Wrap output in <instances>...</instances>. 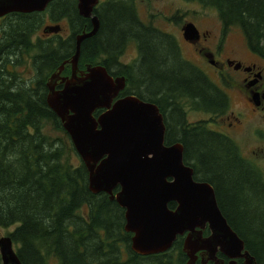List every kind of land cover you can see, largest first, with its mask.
Wrapping results in <instances>:
<instances>
[{"label": "trees", "instance_id": "obj_1", "mask_svg": "<svg viewBox=\"0 0 264 264\" xmlns=\"http://www.w3.org/2000/svg\"><path fill=\"white\" fill-rule=\"evenodd\" d=\"M185 1L214 9L222 37L230 27L239 28L248 50L264 60V0ZM101 2L93 8L99 17L98 30L81 41L79 65H104L130 76L131 85L135 75L140 77L136 94L157 103L165 114V144L182 143L184 163L193 168V178L216 187L219 207L232 225V217L249 225L252 241L248 247L257 264H264L260 193L246 183L243 194L252 202L232 203L231 188L236 184L230 145L220 144L215 136L219 133L201 121L186 123L187 103L194 111L213 114L227 107L220 85L180 56L172 36L152 21L144 22L135 0ZM49 4L54 22L65 18L70 23L66 41L31 39V25L41 13L19 16L0 36V226L7 229L22 264H152L150 256L158 255H141L131 249L132 233L123 227L124 208L107 193L89 190L85 164L82 160L72 162L71 154L76 155L72 142L68 139V145L63 138L50 137L44 131L49 124L69 136L47 105L44 80L73 53L75 35L92 27L89 18L78 14L76 0ZM110 12L114 13L111 18ZM128 48L137 49L138 58L127 65L119 58ZM173 55L180 57V67ZM29 69L34 77L25 72ZM147 90L154 95L147 92L152 99L144 96L142 91Z\"/></svg>", "mask_w": 264, "mask_h": 264}, {"label": "water", "instance_id": "obj_2", "mask_svg": "<svg viewBox=\"0 0 264 264\" xmlns=\"http://www.w3.org/2000/svg\"><path fill=\"white\" fill-rule=\"evenodd\" d=\"M47 1L0 0V16L17 11L40 12L47 7ZM98 2L77 0L78 14L89 18L92 27L74 37L75 53L70 58L72 74L77 70L81 41L98 30L99 18L93 13ZM58 30L60 24L46 25L43 29L44 32ZM181 32L187 41L198 40L200 36L199 29L190 21L183 24ZM206 57L209 63H214L212 53H207ZM228 64H233V69L241 66L240 62L234 61ZM60 67L64 68L63 62L56 69L58 71H53L47 78V105L62 121L76 153L87 168L89 190L107 193L124 208L123 227L132 233L131 249L141 255L164 252L177 235L209 222L212 234L207 240L203 241L198 234L193 243L184 244L191 257L199 242L206 249L219 245L223 251L240 252L241 240L218 207L213 188L195 180L193 168L183 162L182 143L164 144L165 124L158 106L135 96H126L115 101L111 110L94 117L93 110L103 105L100 100L111 102L123 86V78L116 79L117 85L112 87L113 79L105 67L88 65L79 86L71 79L63 90L56 91L53 86ZM77 91L82 95L78 103L75 101ZM170 201L177 204L174 210L168 208ZM210 251V254L215 253ZM231 256H242L245 264H257L255 256L248 251ZM0 259L1 264H22L7 235L0 236ZM192 261L186 264H192Z\"/></svg>", "mask_w": 264, "mask_h": 264}, {"label": "flooded vegetation", "instance_id": "obj_3", "mask_svg": "<svg viewBox=\"0 0 264 264\" xmlns=\"http://www.w3.org/2000/svg\"><path fill=\"white\" fill-rule=\"evenodd\" d=\"M76 4H77V1H76ZM39 13H42V12H36V11L9 12L7 14L5 13L4 15L0 16V19L1 20L6 19L7 17L12 16L11 14H15L17 16L30 14L31 16H34ZM55 24H59V23L53 22V23H49L48 25H55ZM202 33H205V32L200 31V36L197 41H199L201 37L208 36L207 34L203 36ZM50 34H53V33H50ZM182 41L184 42V39ZM189 43L193 45L195 43V40L189 41ZM135 50L138 55V50L137 49ZM199 51L200 50H198V52ZM201 53L206 56V54L209 52L201 51ZM173 57L177 58V60L176 59L175 60L180 62L178 60L180 59V57H177L174 55ZM213 57H215L214 54H213ZM213 59H214L213 64L209 63V61L208 63L213 67L212 68L213 70L212 69L210 70L212 75L216 74V78H214V82L218 85L225 84L224 86L228 87V91L231 94L229 95L231 99L239 98L243 100V103L247 105V107H249L250 109V116L262 115V114L264 115V68L254 63L253 61L245 63L243 61H240L238 59H232L230 57H225L224 60H217L216 57ZM68 61L69 59H65L63 61V65H66ZM229 61L240 62L241 66L238 69H233V64L229 65L228 64ZM94 65H100V64H94ZM102 66L105 67L108 75L113 79V81L111 82L113 84L112 87L117 85L116 79L118 78H123V86L120 89H118L116 95L112 98L111 102L109 100H106V101L100 100L103 103V105H99L93 110L92 114L94 117H98L102 112L111 110L114 102L117 101L118 99L124 98L126 96H135V97L140 98L136 94V90L138 89L137 87L139 86L140 77L137 79H134V85H131L133 87L132 88L130 87V84H129L131 80L130 76H127L124 73H117L116 71H113L104 65ZM197 67L199 68V66ZM228 67L230 69L236 70L235 72L240 73L241 76H239L237 79L238 81L241 82V85L239 88L237 87L239 86V84L237 83V80H235V78H231V79L229 78V80L226 78L227 76L226 74L228 73V71L224 69ZM60 68H61V71L59 73V76L55 84L58 82V85L65 86L66 84L71 83V79L73 80V83L76 86H79L83 82L82 79L85 75V71H86L85 69H81L77 67V70H74V74H72V71H71L70 76L65 77L64 74H61V72L63 71V67H60ZM203 72L206 74L207 71L206 72L203 71ZM52 73L53 72H51V74ZM51 74H49V77L51 76ZM127 83L129 84V88H127ZM46 86H47V82H46ZM218 88L220 89V91L224 93L225 99L227 98L228 100L229 97L227 96V93L224 91V88L221 85ZM47 92H48V88H47ZM102 92H104L103 89H102ZM149 99H152V98H149ZM218 99L219 101H222L221 98H218ZM144 101H147L149 103H154L157 105V103L149 101L148 99H145ZM229 103H230V100H229ZM220 113L222 114L221 110H220ZM220 113H215V114L221 115ZM161 114L163 116V121H164V115L162 112ZM235 121L236 122L230 121L226 123V126L229 125L231 129L224 126L225 124L224 121H218L217 124H212L210 128V130H213L219 133L218 135H215V136L218 138L220 144H222L225 147H229L230 145V150H229V153L231 156L230 167H233L235 169V173L233 171L232 176L236 184V187L234 186L231 188V191L233 192L230 193V196H231L230 200L234 204L251 203L252 201L248 199L247 196H244L243 194V190H245L246 188L245 184L249 183L251 187L255 189V191L260 193V195H258L259 200L264 205V118L257 120V119H252V118L251 119H240L239 117H236ZM249 121L251 123L246 124V122H249ZM253 121L255 122L252 123ZM60 123H61L62 128L64 129L61 120H60ZM165 129H166V126H165ZM230 132H232L233 134H231ZM248 132H250V134ZM244 133H247L249 136H252L253 139H256L257 141L262 142L263 145L262 144L252 145L250 141L247 143H244L242 140L239 141L238 139L234 138V137H241ZM219 135H221L222 137L219 138ZM164 144H165V137H164ZM201 182H205L213 188L215 198L218 204L216 187L208 181L203 180ZM176 206L177 204L174 201L168 202L169 209L174 210ZM218 207H219V204H218ZM247 218H248V215L245 214L244 220H246ZM226 220H227V223L230 225V228L237 234L238 238L241 240L242 249L240 252L234 249H231V250L226 249L223 251L221 250V246L219 245L214 248L209 246L208 249H206L205 245H201V243L199 242L198 246H195L196 250L194 251L191 257L185 251L187 249L185 248L184 244L187 245L188 243H193L195 239L198 237V234H200V238L203 241L207 240V238H209V236L212 234V229L210 227L209 222H203L201 227L195 226V228L192 231L185 230L181 235H177L174 241L172 242V245L170 246V248H168L166 251L159 252L156 254H150V255H158L157 257L150 256V259L154 260L152 264H186L188 261L190 263L191 260H193L192 264H203V263L204 264H231V263L245 264V260L242 256L232 257L231 254L232 255L236 253L242 254L246 251L252 254V251L248 247V243L252 241V235L247 229L249 225L245 224L243 220L238 221L237 219L233 217H232V220L235 225H232L227 217H226ZM233 226L235 228L237 227V229H239L240 231L235 229ZM241 228H244L245 230ZM210 250H214L215 253L210 254L211 252ZM226 251H228L230 254H228ZM210 257H213V259H211Z\"/></svg>", "mask_w": 264, "mask_h": 264}, {"label": "rangeland", "instance_id": "obj_4", "mask_svg": "<svg viewBox=\"0 0 264 264\" xmlns=\"http://www.w3.org/2000/svg\"><path fill=\"white\" fill-rule=\"evenodd\" d=\"M101 1L102 0H100L98 4H101L102 3ZM135 1L141 9L140 18L144 22L152 21L155 27L161 29L163 32L172 36L178 42V45L181 51L180 56L182 55L184 59L190 61L193 64H196L197 66H199L201 70L205 72L207 71L206 74L209 76L210 79L214 80V78H216V74L212 75L210 70L213 67L208 63L209 58H207L204 54H202L201 51L213 53L217 60H224L225 57H230L232 59H238L245 63L253 61L254 63L264 68V60L262 61V59H260L259 57H257L256 55H254L248 50L247 45L244 40V35L239 28L230 27L227 31H225L224 37H222V25L214 9L203 8L201 5H199L198 3L194 1L186 2L185 0H135ZM49 5L45 8L44 10L45 12L37 16L34 15L36 18H38L36 21L33 20L34 24L31 25V26H34V29H31L30 36L34 42H36V40L38 39L45 40V41H52L54 43L58 40H63V39L64 41H66V39L70 35V30H71L70 23L65 18L56 22L60 24V30L57 31L58 33L43 31V29L45 28V25H48L49 23L54 22L50 18V14H49L52 4H49ZM113 15L114 13L112 12L108 13L109 18H111ZM18 17L19 16L12 15V16L7 17L6 19H2V20L0 19V36H1V33H3V30H7L11 23H15L18 21ZM187 21L193 22L197 26L199 31L205 32L208 36L201 37L199 41L195 40V43L193 45L189 43V41H186V40H184L183 42L181 27ZM8 31L11 32L12 29ZM50 33H56V34H50ZM75 43L76 42H74V51L69 56L68 58L69 61L67 62L66 65H64V68L62 71L64 72L63 74L65 75V77L70 76V73L72 71L70 58L73 57L75 53ZM167 43H169L168 40H167ZM190 44L192 45V47ZM51 46L55 47L53 45ZM198 50L200 51L198 52ZM34 52H36V50L33 51V53ZM137 58H138V55H137L136 50L134 48H128L126 49V51L123 52L119 60L122 63L131 64L133 60ZM78 59H80V53H79ZM174 61L176 60L174 59ZM27 62H28L29 67L31 68V60H28ZM177 63H178L177 66L180 67L181 66L180 63L178 61ZM88 65L93 66V64H91L90 62H87L83 66H80L77 63V67L81 69H85V70ZM224 70L228 71V73L226 74L227 76L225 75L228 80L229 78L230 79L235 78V80H237L238 77L241 76L239 72H235L236 70L230 69L229 67L225 68ZM27 71H29L30 75L34 77L33 73L30 72V69L26 70L25 72ZM86 72L87 70L85 71V73ZM135 78L137 79L138 75H135ZM45 81L46 80H44V84L46 85ZM237 83L239 84V86H237L239 88L241 85V82L237 80ZM220 85L224 88V91L227 93V96L229 97V95L231 94L228 91V87L224 86L225 84H220ZM130 87H132L131 84H130ZM53 88L56 91H60L64 89V86L58 85V82H57L56 84H54ZM127 88H129L128 83H127ZM149 90L153 92V89L149 88ZM150 91L148 92L147 90V91H142V92L144 93V96L146 98H151L147 96V92L150 96H154L151 94ZM225 100L227 101L226 103L227 107L222 110L221 115L213 114V113L206 112L203 110L194 111L188 106L189 105L188 103L185 104L186 123L193 124V123L201 121L202 125L210 129L211 125L217 124L218 121H224L225 122L224 126H226V123L230 121L236 122L235 121L236 117H239L240 119H251L252 118V119H257V120L264 118L263 114L250 116L249 107H247V105L243 103V100L239 98L231 99L229 97L228 100L227 98ZM229 100H230V103L228 102ZM163 115L165 118L164 113ZM168 118H171L170 114L168 115ZM254 122L255 121H253L252 123ZM248 123H251V122L250 121L246 122V124ZM226 127L231 129L229 125H227ZM44 131L50 137L63 138L64 140L67 141V143L69 139V141L71 142L69 136L65 135L64 132L63 134L60 131L53 130L49 124L45 126ZM230 133L233 134L232 132ZM248 133L250 134V132ZM234 138L238 139L239 141L242 140L244 143H247L250 141L252 145L262 144V142H259L256 139H253V137L249 136L247 133H244L241 137H234ZM183 152H184V148H183ZM76 155L71 154V159H72L73 164L79 163L81 160L77 153ZM183 162H185L184 159H183ZM256 204H259V203H256ZM255 206L259 207V210L262 209L258 205H255ZM6 231L7 229L2 228V226H0V236L7 235Z\"/></svg>", "mask_w": 264, "mask_h": 264}, {"label": "bare ground", "instance_id": "obj_5", "mask_svg": "<svg viewBox=\"0 0 264 264\" xmlns=\"http://www.w3.org/2000/svg\"><path fill=\"white\" fill-rule=\"evenodd\" d=\"M52 1H54V0H49V1H47L46 3L48 4V3H50V2H52ZM77 1V0H76ZM180 14V13H179ZM183 17H185V16H183ZM81 97H82V95H81V93L80 92H78L77 91V93H76V95H75V101L78 103L79 102V100L81 99ZM240 237V236H239ZM202 251V250H201ZM189 257V256H188ZM145 258V257H144ZM186 263V262H185Z\"/></svg>", "mask_w": 264, "mask_h": 264}]
</instances>
